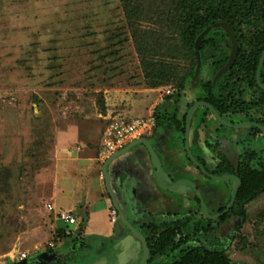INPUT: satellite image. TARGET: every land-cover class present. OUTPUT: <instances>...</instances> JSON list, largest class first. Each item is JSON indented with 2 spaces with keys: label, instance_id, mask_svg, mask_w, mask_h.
<instances>
[{
  "label": "rangeland",
  "instance_id": "obj_1",
  "mask_svg": "<svg viewBox=\"0 0 264 264\" xmlns=\"http://www.w3.org/2000/svg\"><path fill=\"white\" fill-rule=\"evenodd\" d=\"M199 1L0 0V264H81L87 236L83 201L72 210L78 229L84 226L80 232L57 229L48 204H55L59 178L79 173V157L90 164L78 181L79 193L107 196L101 168L110 157L104 144L112 122L143 120L151 136L178 118L182 130L161 132L175 138L184 158L186 117L193 107L195 159L210 172L227 160L235 170L264 171V0H221L235 15L232 24L214 22L193 51L185 27L191 4ZM211 30L220 34L218 43L201 48ZM239 42L245 58L234 75H226ZM207 82L218 96L239 103L221 121L199 103ZM187 164L193 165V175H187L196 186L190 197L168 194L149 208V220L133 222L149 245L146 264H175L179 250L189 247L225 255L209 264H264V189L223 212L236 181L210 177L190 158ZM111 206L108 215L103 208L93 215L98 229L108 216L113 237L107 248L98 241V264H120L116 256L106 261L107 251L116 253L124 237ZM164 241L179 246L166 251ZM122 250L124 258L130 256L128 248ZM143 261L144 247L138 264Z\"/></svg>",
  "mask_w": 264,
  "mask_h": 264
},
{
  "label": "crops",
  "instance_id": "obj_2",
  "mask_svg": "<svg viewBox=\"0 0 264 264\" xmlns=\"http://www.w3.org/2000/svg\"><path fill=\"white\" fill-rule=\"evenodd\" d=\"M216 118L221 121L217 116ZM163 129H172L178 131L172 127H160L157 133H153L151 136L144 137L149 140V146L144 143H136L128 148V146L132 143L131 142L126 146V148H124V152L122 154L110 160V162L106 165L111 191L123 210L126 219L132 226L133 222H138L140 226V224H143L149 220V208L153 206L158 200L166 197L168 194L185 195L188 198L190 197L191 191H193V186L183 181H192V177L187 175L188 172L193 175V165L190 164L189 166L187 164V160L189 158L191 159L187 148L184 146V158L181 156L179 157L177 154L178 150L176 147L177 144L175 138L165 137V134L161 132ZM190 138H192V135L190 137L189 130L188 149L190 150V145L192 146V144L193 147L198 148L197 142H190ZM153 153L156 155V157ZM78 160L79 161L75 163V167L79 172L78 174H69L67 178H59L57 185L58 195L54 204L55 211H53L55 213L54 219L56 224H59L57 229H63V231H65L64 229H71L74 232L82 231L84 226L78 229V219L75 225L66 227V223L57 218L56 211H61L63 207H65L67 211L70 212H72V210L78 211V203L79 201H83L82 203L86 207L85 223L87 225V229H84L87 236L84 243L86 247L82 245L81 248V251L83 252L82 254L84 255V258L82 257L83 263L81 262V264H93V259L96 254L99 255L96 259V264H98L101 263V261L97 260L101 258V254L99 252L102 251V249L97 252V244L101 240H104L106 241L105 248H107L113 237L109 235L111 234V223L108 222V216L106 218V225H104L101 229H98L97 227L94 228V226H92L95 225L94 220L97 216H95L94 213L96 214V212H98L97 210L103 208L106 212V215H108V209L110 205H112L111 207H115V204L111 194L107 189V180L105 175V188L107 191L106 197L97 196L98 194L95 195L93 193H89L88 197H84L79 193L81 190V182L78 181L82 176L83 170L86 169L89 163L83 157H79ZM105 162L101 168L102 172ZM184 171L186 173L185 178L183 176L180 177ZM174 183L177 185L172 188L171 186ZM59 207H61V210ZM72 213L75 214L74 212ZM118 214L119 220L117 222V232L124 234V237L121 239L120 248L116 251V253H114L113 250L112 252L107 251L106 261L108 262L110 259V261L114 262V256H116L117 262L120 264H138L143 253L141 241L125 225L122 217L120 216V212ZM133 227L135 228V226ZM137 231L140 232L139 230ZM122 247L128 248L130 250V256L128 255L127 258H124L123 256Z\"/></svg>",
  "mask_w": 264,
  "mask_h": 264
},
{
  "label": "trees",
  "instance_id": "obj_3",
  "mask_svg": "<svg viewBox=\"0 0 264 264\" xmlns=\"http://www.w3.org/2000/svg\"><path fill=\"white\" fill-rule=\"evenodd\" d=\"M252 4L254 0H249ZM202 8H201V6ZM204 5V6H203ZM224 1L219 0H200L199 5L195 3L191 4L190 14H188L187 24L185 27L186 38L188 46L194 51V43L200 40V36L203 34L204 30L212 25L216 21H227L232 24L235 18L234 14H231L230 10L227 8ZM220 39V34L211 30L207 32L201 41V48L207 45H216ZM245 58V51L239 42L238 54L233 67L228 70L226 75H234V70L239 59ZM244 65V64H243ZM234 69V70H233ZM184 84L181 83L180 87ZM203 88V99L214 108L219 116L230 113L234 110L235 106L239 103L234 99H228L223 96L217 95L216 87H213L210 82L202 84ZM169 119H165L167 122ZM159 121V120H158ZM157 121V126H159ZM172 124L166 127H172L178 131L182 130L183 123L178 118L173 117ZM162 127V126H160ZM204 165V163H201ZM216 175H236L239 178L240 185L238 186V191L236 195V203L249 198H254L264 189V171H253L250 172L246 168H240V170H235L234 166L227 161L225 166L218 165L215 172ZM233 210V208L231 209ZM242 214V212H240ZM179 245L171 246L170 242L164 241L163 248L166 250L175 251ZM166 250V251H167ZM178 254L175 256V264H209L218 261L225 260V255L222 252H204L201 248H185L179 250Z\"/></svg>",
  "mask_w": 264,
  "mask_h": 264
},
{
  "label": "built area",
  "instance_id": "obj_4",
  "mask_svg": "<svg viewBox=\"0 0 264 264\" xmlns=\"http://www.w3.org/2000/svg\"><path fill=\"white\" fill-rule=\"evenodd\" d=\"M148 124L143 120H131L124 121L119 120L112 122L106 130L105 136V151L107 157H111L113 154L124 150L126 146L139 139L146 137V128ZM48 209L50 211H55L53 204H48ZM112 216V221L116 222L119 219L118 210L115 207H112L110 211ZM57 218L66 223V227L75 225L77 223V217L70 211H56ZM25 256V254H23Z\"/></svg>",
  "mask_w": 264,
  "mask_h": 264
},
{
  "label": "water",
  "instance_id": "obj_5",
  "mask_svg": "<svg viewBox=\"0 0 264 264\" xmlns=\"http://www.w3.org/2000/svg\"><path fill=\"white\" fill-rule=\"evenodd\" d=\"M201 68H202V59H201V56H198V61H197V66H196V72H195V78L198 82H200V76H201ZM259 71V70H258ZM199 103H202L204 105H206L207 107L211 108L212 111L214 112V114L220 119V116L219 114L217 113V111L210 107V105L206 102V101H201ZM198 103H194L193 106H196ZM193 111V107L189 110L188 114H187V117H186V135H185V146L187 148V151H188V154L189 156L191 157V160L194 162V164L199 167L201 169V171L210 176V177H213V178H218V179H223L224 177H219V176H216L214 174H211L210 172H208L206 170V168L197 160L195 159L192 155H191V152L190 150L188 149V132H189V120H190V117H191V113ZM221 120V119H220ZM136 143H144L146 144L147 146L150 145V142L148 139L146 138H139L137 140H135L134 142H132L128 148H130L133 144H136ZM124 152V150H121L115 154H113L111 157H109L105 163V166L103 168V174L105 175L106 177V186H107V189L109 191V193L111 194L112 198H113V201H114V204H115V207L117 208V210L120 212V216L122 217L125 225L135 234V236L137 238H139V240L142 242L143 244V247H144V261L142 264H146L147 263V259H148V256H149V245H148V242L146 240V238L140 233L138 232L129 222L128 220L126 219L124 213H123V210L121 209L120 205L118 204L114 194L112 193L111 191V186H110V182H109V175H108V172L106 170V165L110 162V160H112L113 158H116L117 156H119L120 154H122ZM154 154V153H153ZM154 156L156 157V155L154 154ZM229 177L231 179H234L236 181V186L234 188V191H233V194H232V199H231V202L229 204V206L226 208V210H224L223 212H227L230 208L233 207L234 205V202H235V199H236V195H237V189H238V186H239V178L236 176V175H229ZM184 182L186 183H189L191 184L194 188H196L195 186V183L193 181H190V180H183ZM177 184L174 183L171 187H175Z\"/></svg>",
  "mask_w": 264,
  "mask_h": 264
},
{
  "label": "flooded vegetation",
  "instance_id": "obj_6",
  "mask_svg": "<svg viewBox=\"0 0 264 264\" xmlns=\"http://www.w3.org/2000/svg\"><path fill=\"white\" fill-rule=\"evenodd\" d=\"M199 161V160H198ZM228 162H230L229 160H227ZM200 163H203V162H201V160L199 161ZM231 163V162H230ZM204 165H205V163H204ZM203 165V166H204ZM231 165H232V163H231ZM234 166V165H233ZM205 168H206V165L204 166ZM197 168H199V167H197ZM235 168V167H234ZM199 170L201 171V169L199 168ZM206 170L208 171V172H210L209 171V169L208 168H206ZM211 174H214L213 172H210ZM216 175V174H215ZM234 175V174H233ZM235 201H236V199H235ZM235 203V202H234ZM118 213H119V211H118ZM142 243V242H141Z\"/></svg>",
  "mask_w": 264,
  "mask_h": 264
}]
</instances>
